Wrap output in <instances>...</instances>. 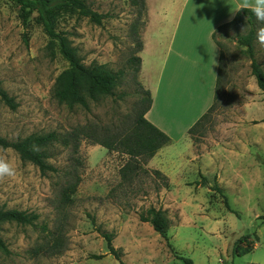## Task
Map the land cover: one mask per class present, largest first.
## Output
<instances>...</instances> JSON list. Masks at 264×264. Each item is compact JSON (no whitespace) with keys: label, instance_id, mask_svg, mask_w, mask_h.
Segmentation results:
<instances>
[{"label":"rangeland","instance_id":"1","mask_svg":"<svg viewBox=\"0 0 264 264\" xmlns=\"http://www.w3.org/2000/svg\"><path fill=\"white\" fill-rule=\"evenodd\" d=\"M134 1L86 0L107 15L101 25L76 14L60 22L87 65L127 72L117 97L84 109L54 98L56 80L69 63L50 45L37 13L24 23L14 1L0 0V82L18 104L12 110L0 101V137H65L81 128L101 138L106 129L130 127L143 94L130 60L147 25V14L140 16ZM249 31L244 26L219 35L225 73L214 109L194 134L179 126L166 133L172 143L146 164L150 174L133 184L121 179L126 157L87 136H81L77 152L56 144L50 163L59 172L48 176L12 149H0L17 170L14 178L0 181V209L38 215L33 225L0 228L11 252L0 254V264H121L109 252L105 233L113 235L125 264H264V98L248 96L252 60L240 39ZM255 50L264 69V49L255 44ZM154 170L167 175L168 188ZM73 172L81 182L65 205L60 194ZM203 177L208 186L199 185ZM150 208L166 212L169 240L141 220ZM245 237L255 248L239 256L234 250Z\"/></svg>","mask_w":264,"mask_h":264},{"label":"trees","instance_id":"2","mask_svg":"<svg viewBox=\"0 0 264 264\" xmlns=\"http://www.w3.org/2000/svg\"><path fill=\"white\" fill-rule=\"evenodd\" d=\"M20 8V16L24 23H27L34 13L38 15V22L41 24L43 30L50 38V45L53 48H58L60 54L69 63V68L62 72L57 80L54 91V98L61 104H66L71 108L77 106L84 109L90 108L91 102H99L106 97H117V89L122 86L127 72L125 70L115 71L105 64L93 62L87 65L82 57L78 54L77 49L73 46L72 41L67 37V33L59 29L61 20L66 15H78L80 17L88 18L91 22L101 25L107 18V15L95 11L88 5L86 0H12ZM135 3L140 4V16L147 14L146 0H136ZM250 27V31L246 36L241 37L240 44L246 47L252 64V75L257 81L259 89L264 93V69L256 60V29L261 27L255 17L250 11H238L236 17L231 22L219 27L213 34V39L220 48V62L219 73L216 87V97L214 105L208 109L197 123L189 130V134H194L206 120L208 115L214 109L218 93L224 84V67H225V49L222 43L218 40L219 35L225 31L234 28L237 31L244 27ZM143 50V40L138 39L136 54L130 60L133 65V74L139 75L142 67V58L140 54ZM142 98L140 101L141 109L132 120L130 127L127 130L119 132H111V130H104L103 137L98 138L94 135L85 132V129L77 128L67 136H61L56 132L47 134H33L24 139L9 140L0 137V149H12L22 162L31 163L36 166L43 176L56 174L59 169L50 163L52 157L51 151L56 144L63 146H73L75 152L78 151L81 136H87L99 143L109 151L118 152L126 157V163L120 169V175L123 183L133 184L142 174H150L146 168V164L151 161L157 153L172 143L164 131L156 127L147 118L146 114L150 111L153 98L149 90L141 85ZM0 101L12 110H16L18 104L14 97L10 96L3 88L0 82ZM87 130V129H86ZM157 178L165 181V188L169 187L168 177L160 170L152 172ZM70 179L62 187L61 200L63 204L70 205L73 202L72 196L75 194L81 179L76 173L69 174ZM199 185L208 186L207 179L203 177ZM215 190L221 191L216 188ZM225 205L232 210L230 203L226 197ZM38 220V215L34 213H27L16 209H0V228L4 224L16 223L17 225H33ZM143 222L150 223L154 230L159 233L164 239L169 240L170 220L167 214L162 209L150 208L145 214L141 215ZM107 240L109 252L120 261L123 262L122 255L113 246V235L110 233L104 234ZM234 253L242 256L251 253L254 250V241L248 242L247 237L241 239ZM10 249L0 236V254L4 256L10 255ZM192 264V260L184 259Z\"/></svg>","mask_w":264,"mask_h":264},{"label":"crops","instance_id":"3","mask_svg":"<svg viewBox=\"0 0 264 264\" xmlns=\"http://www.w3.org/2000/svg\"><path fill=\"white\" fill-rule=\"evenodd\" d=\"M238 2L146 0L140 80L153 98L146 118L165 133L189 132L214 105L221 51L213 34L234 20ZM248 96L264 98L255 77Z\"/></svg>","mask_w":264,"mask_h":264},{"label":"clouds","instance_id":"4","mask_svg":"<svg viewBox=\"0 0 264 264\" xmlns=\"http://www.w3.org/2000/svg\"><path fill=\"white\" fill-rule=\"evenodd\" d=\"M237 12L247 10L252 13L260 25H264V0H239L236 5ZM244 30V29H243ZM256 44L264 49V26L256 29ZM17 170L5 156H0V181L14 178Z\"/></svg>","mask_w":264,"mask_h":264}]
</instances>
